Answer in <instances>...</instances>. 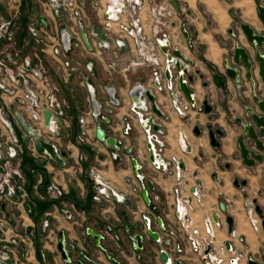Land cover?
Listing matches in <instances>:
<instances>
[{
  "label": "crops",
  "instance_id": "0c3cea01",
  "mask_svg": "<svg viewBox=\"0 0 264 264\" xmlns=\"http://www.w3.org/2000/svg\"><path fill=\"white\" fill-rule=\"evenodd\" d=\"M144 1L146 7L162 5V1ZM176 1L180 10L185 12L184 17L175 19L161 31L170 35L172 53L179 52L183 62L188 63L186 69L193 78L189 86L194 92L193 98L200 105L206 99L211 111L205 113L204 110L198 112L191 109L186 119H180L171 106L170 92H155L152 89L151 67L129 66L134 55L128 43L121 47L113 45L108 49H102L96 44L108 41L103 32L102 35H94L92 27L90 32L85 30L92 43L91 47L84 44L66 55L71 63L80 65L78 72L70 70L66 80H63V72L54 71L57 64H53V74L58 80L63 98L67 101L65 116L57 121L59 130L65 133L79 130L78 117L86 115L90 139L87 143L78 145L73 139L68 141L61 137L64 147L54 142L57 149L63 148L65 151L63 159L65 165L63 167L57 164L49 165L48 174L61 186L65 199L68 192L73 193L68 186L70 179L80 175L89 165H94L116 193L124 199L93 202V211H88L87 205L80 206V210L83 211L82 220L76 219L72 210H68L72 218L67 219V214L62 216L58 212L63 210L62 207L55 208L51 205L46 213H52L48 231L49 237L53 238L48 242L44 240L39 228L43 218L38 219L35 216L32 205H25L26 213L22 214V219L27 230H34L35 235V251L30 258L33 264H47L52 250H55L63 261L57 249L60 232H63L65 250L73 264L78 261L84 264L91 261L98 264H113L110 259L118 261L119 264H161L155 255L156 249L161 246L154 244L147 235L144 234L143 250L134 251L131 248L132 238L137 232L144 231L141 223V231H136L134 225L144 216L151 219L153 228L156 227L157 216H161L167 225L177 226L172 211L176 176L171 169L161 172L150 167V157L145 150L147 134L141 130L135 115L129 111L131 102L129 92L137 85L150 89L155 95L156 107L163 116L158 121L163 132L161 139L165 143L163 157L169 166L172 158L181 161L182 195L188 196L193 187L200 190L201 200L199 202L194 200L195 209L190 215L193 225L200 227L203 216L212 213L222 218L225 227L216 232L215 241L219 246L227 241L225 219L227 216L231 217L235 235L243 238V242L232 240L236 250L242 254L239 264H247L249 260L264 264V155L262 154L261 163L246 167L237 143L242 132L237 119L243 121L246 109L253 107L255 113L264 116V113L255 106L252 96V91L255 90L256 95L264 99V83L259 77L258 69L255 68L252 74L254 89L247 79V70L243 67L239 68V77L233 82L226 77L223 65L225 60L228 66L233 65L232 55L236 47H242L254 55L241 24L248 25L256 34H264V26L257 13V3L255 0ZM146 7L142 12V18L146 21L144 31L154 42L152 34L154 24ZM81 17L86 20L85 25L88 27L90 22L84 9ZM100 18L101 15L98 13V23ZM182 25H185L188 31L189 40L185 39L181 32ZM52 40L55 41L54 36ZM56 50L53 44L47 51L48 56L53 58L52 63L59 61L58 57L53 55ZM158 58L163 63V56L158 55ZM87 64H92L90 72L85 70ZM110 64H114L115 68L110 69ZM108 88L114 89V97L119 101L118 107L109 104L106 94ZM89 89L94 91L95 102L100 105L99 117L90 115L93 104ZM141 99L146 105L151 106L146 97ZM126 127L129 128L128 134L122 137V130ZM196 128L199 129V134L195 133ZM98 129L104 132L103 140L96 137ZM210 130L220 132L214 138L215 144L209 138ZM179 133L186 138L185 143L188 147L186 152L179 148ZM18 134L21 135L19 130ZM107 138L122 140L120 149L108 144ZM23 142L24 139L21 140V143ZM115 152L118 153L116 159L112 157ZM133 158L142 165L140 173L145 176L144 184L151 182L152 185L151 187L147 185L152 201L149 208L145 206V199L138 191L140 182L135 178ZM248 202L261 211L262 216L258 215L261 220L258 232H254L247 221ZM221 204L225 207L224 212L220 209ZM30 213L31 217L28 215ZM12 223L15 227L18 226V221L12 220ZM58 223L64 229L55 228ZM105 227L110 228L108 235L102 232ZM84 229L92 233L84 236L82 235ZM177 233L174 243L183 247L179 264H202L185 244L184 234L179 230ZM99 235L101 238L97 241L94 236ZM165 237L167 238L166 235ZM63 264L66 263L63 261Z\"/></svg>",
  "mask_w": 264,
  "mask_h": 264
},
{
  "label": "built area",
  "instance_id": "2783aa9c",
  "mask_svg": "<svg viewBox=\"0 0 264 264\" xmlns=\"http://www.w3.org/2000/svg\"><path fill=\"white\" fill-rule=\"evenodd\" d=\"M156 1H162V5L146 7L144 0H92V7L97 15L98 13L101 15L102 32L108 39V41L99 42L96 45L102 49H108L113 45L121 47L124 43H128L130 51L134 55V59L129 66L132 68L151 67L152 89L155 92H170L171 106L175 114L180 119H186L191 109L202 112L204 110L203 103L200 105L195 101L193 98L194 92L190 95L191 101H188L179 91V77L182 78L183 83L188 88L192 84L187 81L189 73L186 68H188V63L172 55L173 50H171L169 44L170 35L161 31V29L171 25L175 19L182 16L183 11L179 8V12H177L171 5V0ZM49 2L52 16L58 17L60 10H62L74 24H76L74 21L78 19L77 17L82 16L83 9L79 4V0H49ZM145 7L148 9V15L154 24L152 25L154 42L147 37L144 31V22L146 21L142 18V12ZM6 26L5 22L0 21V99L4 101L8 97L16 102L19 107V114L36 131L37 136L46 142H50V139L58 134L59 125L57 121L63 116L66 104L64 100L58 97L60 89L54 84L43 63L40 61L35 63L32 60L33 57L38 59L37 53L39 51H46V49L36 47V44L43 45V34L47 33L48 36L50 23L43 26L36 21L34 26L28 28V33L33 37L35 43L33 42L31 46L33 53L31 52L26 56L22 54V50H19L18 47L22 48V45L19 46L16 42L15 34L11 33ZM81 32L85 33L87 42H84L81 38ZM181 32L185 39L189 40L188 31L183 25L181 26ZM72 39H74V43H72ZM62 40V51L65 54L71 51L73 45L79 47L85 44L90 48L92 44L89 35L82 29V26H77L76 31L70 27ZM29 44L31 45V42H28ZM158 55L163 56V63L159 61ZM177 63L181 68L178 73L175 72ZM70 66L68 60L56 66V71L63 72L62 77L64 80L69 74L68 68L75 72L79 70L78 67ZM109 67L114 69L115 65L110 64ZM91 69L92 64L85 66L86 71L90 72ZM183 70L186 71V74L183 73ZM166 74L169 76L168 79ZM145 92L151 93V90L140 85L130 90L129 111L135 115L139 127L147 134L145 150L148 157L152 158V160H149L150 167L161 172H167L171 169L176 176L177 182L173 190L174 216L178 230L184 234L185 244L202 264H239L242 254L236 250L232 240L237 239L239 242H243L242 237H237L235 232L232 231L227 234L225 244L219 246L215 244L216 232L225 227L222 218L212 213L203 216L200 227L193 225L190 215L195 209L194 200L198 202L201 200L200 190L198 187H193L188 196L184 197L182 195L181 161L172 158L169 166V163L163 157L165 144L161 139L163 132L161 128L155 132L152 130L153 125L160 126L158 121L161 118L154 115L151 112V106L146 105V102L141 99V97H145ZM106 94L109 98V104L112 107H118L119 101L114 97V89L108 88ZM89 95L93 104V111L88 114L91 117L101 116L100 105L95 102L94 91L89 89ZM7 112L6 107H0V264H33L30 258L35 251V235L33 230L31 232L26 230L21 212L25 211V205H30L29 195L24 189L25 178L21 168L23 153L21 140L25 139L27 135L22 131H20L21 135L18 134L19 129L16 128L17 125L7 115ZM46 112L51 115L50 128L45 126L44 114ZM79 123L81 128L78 137L79 142L87 143L89 141V129L87 128L86 117H81ZM128 131V127L124 128L122 137H125ZM29 142L32 152L42 155L36 151L31 138H29ZM185 142V136L179 133L178 145L182 152H186L188 149ZM121 146L122 140H115L114 147L120 149ZM131 150L130 148L129 151ZM112 157L116 159L118 153H113ZM132 160L135 163L133 165L135 176L139 181H142L143 174L140 173L142 165L137 163L135 158ZM91 175L95 184V201H101L102 199L123 201V197L116 193L110 183L95 168L91 170ZM63 194V189L55 180L48 185L47 195L51 200H59ZM19 209H21L20 214L17 215ZM64 212L69 219V211L65 210ZM246 215L251 229L258 232L261 220L255 211L254 204L251 202L247 203ZM51 216L52 213H46L40 223V230L47 233L46 237L49 236V218ZM12 220H19L20 229L16 230L14 228ZM169 227L167 225V229L164 230L163 226L160 225V230L168 236L164 241L165 247L160 251V255L163 253L167 255V260L163 264H179L183 247L180 244H173L169 249L168 244L173 235ZM172 254L177 256H172Z\"/></svg>",
  "mask_w": 264,
  "mask_h": 264
},
{
  "label": "rangeland",
  "instance_id": "374dc122",
  "mask_svg": "<svg viewBox=\"0 0 264 264\" xmlns=\"http://www.w3.org/2000/svg\"><path fill=\"white\" fill-rule=\"evenodd\" d=\"M92 0H79V4L86 11V15L89 18L90 25L86 27L84 18L77 17L78 19L74 21L76 24L72 23L73 21L69 19V17L66 16V13L62 10L59 12V16L55 17L52 16L50 13V2L49 0H0V21H3L7 24L6 27L9 28L10 32L15 34V38L17 39L18 45H22L21 47H18L19 50H22V54L24 56L29 55L31 52L33 53L32 43L34 42V39L30 34L28 33V28L31 26H34V23L36 22V16H43L45 20H47L48 24L50 23V29L48 31V36L46 34H43L44 43L43 45L36 44V47L46 49L45 52H38V59L36 57H33V62L39 63L42 62L44 68L47 70L49 76L52 78L55 85H57L60 89L58 97L61 100L65 101V104L67 105V101L65 98H63L61 93V88L58 84L57 78H54L53 74V64L58 65L59 63L65 62L67 59L66 55L63 50V37L67 34L69 28H74L76 31L77 26H82V29L89 30L92 27L94 35L100 34L102 35V27L100 23H98L95 9L92 7ZM185 12H183V15L181 17H184ZM185 27V25H183ZM91 34V33H90ZM54 36L55 41L52 40ZM92 36V35H91ZM46 37V38H45ZM28 42H31V45H28ZM35 43V42H34ZM72 43H74V39H72ZM26 44V45H25ZM44 44H46L44 46ZM55 44V49H57V52H55V57H58L59 61H55V63H52L53 58L48 56V48L50 45ZM47 46V47H46ZM78 47H75L73 45L72 49H76ZM71 49V51H72ZM70 52V51H69ZM70 67H78L80 68V65L78 63H71ZM71 69L68 68V71ZM56 71V69H54ZM71 72V71H70ZM75 72V71H73ZM57 80V81H56ZM64 80V79H63ZM64 106V108L66 107ZM6 107L8 110L7 115L11 118L13 122L16 123V120L12 114V110L15 109L19 111V107L16 102H14L12 99L6 97L4 101H1L0 99V107ZM65 116V109L64 114L60 118H64ZM85 117L86 115H81L78 117V124H79V130H74L68 133H65L63 131H58V134L53 136L49 141L51 143L56 142L57 145H60L61 147L63 145L62 138L69 140H75L76 144L83 145L85 143L79 142V135L81 132L80 123L79 120L81 117ZM59 120V119H58ZM18 125L16 126V128ZM88 128V126H87ZM17 129L20 130L18 127ZM62 137V138H61ZM29 136H27L24 139V142L22 144L23 153L21 156V168L24 174L25 183H24V189L26 190L27 194L29 195V202L32 207H34V214L35 216L39 218H44L46 214V210L53 205L55 208L57 206H60L63 208V210H58L59 214L62 216H65V210H72L75 213L76 219L83 218V211L80 210L81 207H85L87 205L86 209L89 211H93V202H99L94 200L95 196V184L93 181V176L91 175V170L95 168L97 171L98 169L94 165H89L86 167L83 172L80 175H77L76 177L70 179L69 181V188L70 190H73V193L68 192L67 198L64 199V196H62L59 200H51L47 195V188L48 185L54 180L53 177H50L48 172L49 171V165H53L56 163L48 158H46L43 155H38L35 152H32V150L29 147ZM90 139V138H89ZM53 141V142H52ZM49 142V143H50ZM63 150V148H62ZM99 173V171H98ZM100 174V173H99ZM101 175V174H100ZM102 176V175H101ZM93 194V195H92ZM103 200V199H102ZM52 207V208H53ZM17 212V215L20 214ZM22 214H25V211H21ZM30 217L32 214H28ZM19 217V216H18ZM17 217V219H18ZM18 221L19 220H15ZM78 222V221H77ZM81 222V221H80ZM17 224V223H16ZM81 227V226H80ZM14 228L20 229V226H14ZM40 228V226H39ZM58 230L64 229L63 226L58 223L55 227ZM87 229V228H86ZM86 229H84L83 234L86 236ZM27 230V228H26ZM28 231V230H27ZM32 230H29L28 232H31ZM34 231V230H33ZM40 232L43 234L44 240L47 242L50 241L53 237H46L47 233H43L41 230ZM56 232V230H55ZM103 234L108 235L110 232L109 227H105L103 229ZM55 243V238L53 239ZM47 260V259H46ZM47 264H63V261L60 259L59 254L57 255V252L55 250H52L51 256H49V259L46 261Z\"/></svg>",
  "mask_w": 264,
  "mask_h": 264
},
{
  "label": "water",
  "instance_id": "95a60500",
  "mask_svg": "<svg viewBox=\"0 0 264 264\" xmlns=\"http://www.w3.org/2000/svg\"><path fill=\"white\" fill-rule=\"evenodd\" d=\"M255 1L257 3L258 16L264 26V0H255ZM171 5L177 12H179V6L176 0H171ZM40 21L43 25H45L44 17L40 16ZM241 29L244 35L246 36L248 44L251 47L252 51L254 52V55L252 56L249 51H247L246 49L242 47H236L232 55L233 65L228 66L227 60L224 61L223 65L225 67V75L231 81L235 82L237 77H239V74H240L239 68L243 67L247 70V79L249 80L252 87L255 89V82L252 79L253 70H255V68L258 69L259 77L264 83V48H263L264 47V34L254 33L253 29H251V27L245 24H241ZM81 37L84 42H87V38L84 32H81ZM172 55L177 57L178 59L180 58L181 60H183L182 56L177 51H174ZM180 70H181L180 65L177 63L175 65V72L178 73L180 72ZM183 73L186 74V71L183 70ZM166 78L167 79L169 78L167 74H166ZM187 81L189 83H192L193 78L190 75H188ZM178 87H179V91L184 95V97L188 101H191L190 95L193 94V91L189 89L186 84L183 83L181 77L178 78ZM252 96H253V101H254L255 106H257L259 111L264 113V99L257 96L255 90L252 91ZM145 97L151 104V112L157 117L163 118L161 112L156 107L155 95L151 94L150 92H145ZM203 107H204L205 113H209L211 111V107L209 106L207 100L203 101ZM12 114L20 130L24 134L29 136L34 142L36 151L44 155L46 158L54 161L57 165L63 167L65 165L63 161L65 157V151L62 149H57V147L53 143L46 142L43 139L39 138L37 136L36 131L22 118V116L19 114L17 110L13 109ZM44 116H45V126L47 128H50L51 115L46 112ZM237 123L242 128L241 135L237 141L242 162L246 167H253L255 163H261L263 161L262 154L264 155V116L255 113V110L253 109V107L247 108L244 113L243 121H241L240 119H237ZM159 128L161 127L157 124L152 126V130L154 132L157 131ZM195 133L199 134L198 128L195 129ZM219 134H220L219 131H215V132L212 130L209 131V138L213 144H215V141H214L215 136ZM96 137L99 140H103L104 132L101 129H98L96 131ZM106 142L112 146H115L114 139L107 138ZM254 151H257L261 154H258V153L256 154ZM150 160H152L151 157H150ZM147 185L149 187L152 186L151 182H148ZM143 197L146 198L145 195ZM220 209L223 212L225 211V207L223 204L220 205ZM255 211L259 216H262L259 208H256ZM225 222L227 224V232L228 234H230L233 231V220L231 219V217L227 216L225 219ZM151 236L153 238H156V236L153 234H151ZM94 238L97 241L99 240L98 236H94ZM57 249L63 261L70 262V258L67 255V252L64 246L63 232H60L58 234ZM165 259H166V256L162 254L161 261L163 263L166 262ZM91 264H98V263L92 261ZM113 264H119V263L116 261H113ZM247 264H257V263L253 260H249Z\"/></svg>",
  "mask_w": 264,
  "mask_h": 264
},
{
  "label": "flooded vegetation",
  "instance_id": "af4514ba",
  "mask_svg": "<svg viewBox=\"0 0 264 264\" xmlns=\"http://www.w3.org/2000/svg\"><path fill=\"white\" fill-rule=\"evenodd\" d=\"M43 17V16H42ZM45 20V19H44ZM36 21L37 22H39L41 25H43L42 23H41V21H40V16H36ZM48 24H47V21L45 20V25H43V26H47ZM80 36H81V34H80ZM82 38V37H81ZM135 178H136V176H135ZM137 179V178H136ZM144 179H145V176L143 175V178H142V181H139L138 179V181L140 182V187H139V189H138V191L140 192V194H142V196H144L145 195V197L146 198H144L145 199V206L147 207V208H149L150 206H151V204H152V201H151V199H150V196H149V194H150V189H149V187L147 186V185H145L144 184ZM123 197V196H122ZM123 199H124V197H123ZM100 202V201H99ZM173 215H174V204H173ZM69 213V219H71L72 218V216H71V213L70 212H68ZM68 215H66V217H67ZM175 217V216H174ZM68 219V218H67ZM155 220H156V227L155 228H153V226H152V221H151V219L148 217V216H144V217H142L141 219H140V222L139 223H136L135 225H134V229L136 230V231H141V224H142V227H143V230L144 231H142V233L141 232H137L136 233V235L132 238V241H131V248L134 250V251H137V250H143V248H144V244H143V241H144V234L145 235H147L149 238H151L152 240H153V243L154 244H156V245H160L161 247H159V248H157L156 249V251H155V255L158 257V259H159V261H160V263L161 264H163V262L161 261V255H160V251H162L163 249H164V247H165V244H164V241L167 239L166 237H165V234H163V232L160 230V225H162L163 226V229L164 230H166L167 229V224L164 222V220H163V218L161 217V216H157L156 218H155ZM141 223V224H140ZM170 227V230L173 232V235H172V237H171V239H170V242H169V244H168V246H169V249H171V247H172V245L174 244L175 245V243H174V238L177 236V230H178V228H177V226H172V225H170V224H168ZM92 233V231H90V230H88V231H86V234L89 236V234H91ZM151 234H153V235H155L156 236V238H153L152 236H151ZM99 237V239L101 238V235H99L98 236ZM168 237V236H167ZM99 241V240H98ZM164 254V253H163ZM165 256H166V259H165V261L167 260V255L166 254H164ZM172 256H177V255H175V254H172ZM111 261H112V263H113V261H116V260H112V259H110ZM65 262V261H64ZM92 262V261H91ZM91 262H89L88 264H91ZM94 262V261H93ZM116 262H118V261H116ZM66 264H73V261H71V259H70V262H65ZM84 264V263H82L81 261H78V262H76V264ZM119 263V262H118ZM174 264H177V263H174Z\"/></svg>",
  "mask_w": 264,
  "mask_h": 264
}]
</instances>
